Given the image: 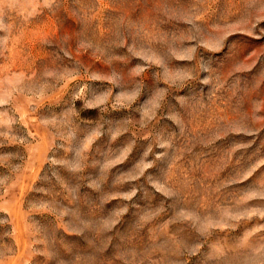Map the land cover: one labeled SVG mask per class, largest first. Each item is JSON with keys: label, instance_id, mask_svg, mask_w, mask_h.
<instances>
[{"label": "rangeland", "instance_id": "obj_1", "mask_svg": "<svg viewBox=\"0 0 264 264\" xmlns=\"http://www.w3.org/2000/svg\"><path fill=\"white\" fill-rule=\"evenodd\" d=\"M0 264H264V0H0Z\"/></svg>", "mask_w": 264, "mask_h": 264}]
</instances>
